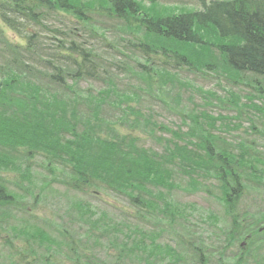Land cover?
<instances>
[{
    "label": "trees",
    "instance_id": "obj_1",
    "mask_svg": "<svg viewBox=\"0 0 264 264\" xmlns=\"http://www.w3.org/2000/svg\"><path fill=\"white\" fill-rule=\"evenodd\" d=\"M101 1L10 0L15 8L24 10L13 12L15 16L20 15L21 22L12 18L8 25L18 31L26 29L25 40L29 43L21 50L5 38L0 42V57L6 59L0 64V234L8 231L14 234V240L24 243V249L19 251L11 248L8 264H264V247L253 244L260 240L258 229L264 226V207L253 203L254 199L248 195L264 191V101L261 99L260 105L255 103L259 97L264 98V0H198L199 10L176 6L183 10L176 9L170 14L148 7L144 10L136 0H107L108 10L112 12L111 17L118 19L117 24L110 19H96L102 9ZM11 9L5 5L0 7L4 13ZM50 9L69 13L82 24L87 23L89 36L86 37V30L78 25L68 26L69 31L52 29V17H48ZM109 29L120 34L119 41L122 34H130L129 30L150 32L153 37L149 42L164 48L158 51H164L166 56L159 55L157 63L168 65L175 59L189 71H194L190 67L192 64L203 60L197 56L196 48L213 46L220 58L217 63L227 69L229 75L233 74L229 77L235 86L244 85L241 86L244 95L239 90L221 98L209 93L223 104L226 119L200 111L195 125L191 126L192 132L177 134L183 137V143L168 144L166 141L162 153L134 145L135 140L128 132H124L122 141L126 144L122 147L110 140H101L98 133L86 131L89 120L77 122L78 107L82 112L85 105L86 117L96 122H112L106 112L109 115L116 111V121L127 126L129 117L138 113L140 117H135V122L147 123L143 116L149 119L148 115L140 111L139 102L145 98L143 103L149 101L151 104L155 100L149 93V89L154 90L151 87L155 86V75L149 73L147 85L137 84L133 89L108 80L109 71L105 74L101 71L98 55L92 48L88 49L91 44L88 41L95 38L100 44L99 30ZM40 32V35L53 33L58 36L59 43L50 41L39 48L36 39H40L37 35ZM138 45L148 52L147 43L139 42ZM186 45L191 50L189 55L181 52ZM37 47L38 60L31 55ZM9 50L17 61L10 62L4 52ZM20 56L38 62V67L31 69L28 61L18 62ZM213 62L202 65L209 66L208 63ZM143 66L147 70V65ZM120 67H123L121 62L116 64V71ZM30 77L38 78V87L21 82ZM91 79L101 81L100 94H88L87 91L95 86ZM246 82L258 90L257 95L246 93L249 86H245ZM107 92L112 95L110 98H106L110 96ZM23 95L24 99L19 97ZM242 101L250 106L249 111L243 112ZM124 103L127 105L123 106ZM23 109L26 110L21 111ZM195 110L190 107L188 112ZM69 111L71 120L75 118L73 125L81 128L79 133L65 123L67 119L56 117ZM242 113L249 115L250 127L245 129L246 134L228 137L224 133L227 128L229 131L233 126H243ZM207 117L211 122L205 123ZM218 120L223 132L220 126L215 128ZM136 125L133 123L127 128ZM62 128L65 133L72 132V140L64 138L63 141L54 136L55 129L58 132ZM175 132H172L174 137L177 136ZM130 139L127 149L126 140ZM26 154L32 158L38 154L42 160L32 168L19 160ZM10 173L19 178L13 180L7 175ZM177 177L186 179L193 191L201 187L216 189V198L223 205L222 212H206L202 207L173 201L165 192L159 193L160 201L143 196L149 183L160 184L170 192L181 185L175 182ZM59 182L77 193L88 194L89 188L98 186L113 196L124 194L136 200L137 195L130 219L139 223L111 220L93 206L95 201L91 196H87L89 200L86 201L81 196L70 197L57 191L55 193L67 199L60 202L59 208L65 211L57 218L69 226L42 231L17 215L22 211L20 202L29 195L30 187L38 188L40 201L49 190L53 192L56 188L52 186ZM13 183L25 190L23 195L14 193L9 186ZM204 191L216 194L214 190ZM180 219L183 226L177 224L184 233L167 234L169 228L163 226L152 229V225L159 223L175 225ZM207 227L212 231L208 235ZM171 235L176 238L160 239ZM249 235H252L251 241ZM10 242L14 246L13 241ZM107 242L109 245L105 246ZM114 249L117 255L110 253ZM101 253L107 255L101 256ZM0 258L7 261L5 256L0 255Z\"/></svg>",
    "mask_w": 264,
    "mask_h": 264
},
{
    "label": "rangeland",
    "instance_id": "obj_2",
    "mask_svg": "<svg viewBox=\"0 0 264 264\" xmlns=\"http://www.w3.org/2000/svg\"><path fill=\"white\" fill-rule=\"evenodd\" d=\"M136 1L137 2L139 1V3L141 4L144 10L148 7V8H153L154 10L157 9L165 14L173 13V11L176 9L183 10V8H177L178 6L190 8L193 11L199 10L201 7L200 2L198 0H136ZM99 4L102 5V9L100 10V12L97 13L99 16L96 19L97 20L110 19L117 24L118 19L111 17L112 12L108 10L107 0H102ZM4 5L10 8L14 6L12 3H10V0H0V6H4ZM48 17H52V19L49 18L51 21L52 29L53 27L56 29L62 28L64 31H67L68 26H72L73 28H75V26L78 25L83 30L84 29L86 30V37H88L90 34L88 24L87 23L82 24L80 21H78V19L74 18L69 13L62 12L61 10H56V9L51 10L50 9L48 12ZM13 18L16 19V16H13ZM77 23H80V24H77ZM20 26H17V28H20ZM0 27L2 28V31L6 35V37H8L9 40L14 41L15 45H18L19 43H23V45L27 47L26 40L21 39L22 34L25 36L26 29L24 30L23 28L20 29L19 31L21 32L23 31V33L21 34L18 30H10L1 25ZM113 30L114 29H109L106 32H104L103 30H99V34L102 36L101 42L103 43L102 45H99L96 49L92 48L93 51L98 55V61L101 64V71L103 72V74H105L107 71H109L110 73L109 76H106V78L115 83L121 82L122 84H127V87H133L134 89L138 87L137 84H146L147 80L150 78L149 73L156 76L155 78L156 82L153 83V85L155 84V86L151 87L154 90L150 91L149 89L150 95L152 96V98L155 99L153 100L154 102L151 104H149V101H147L146 103H143L145 102V98L141 99V101L139 102V104L142 107L140 111L148 115L149 119L143 116V118L147 121V123L141 124V123L135 122L134 118L135 117L139 118L140 113L134 114V116L131 115L127 122V126H130L133 123L137 124L134 127H128V129L132 130L131 135L129 137L135 140L134 145L140 148L141 147L148 148L152 144H154L157 149L161 147L162 152H163L166 141L168 144H172L176 141H178L179 143H183L182 142L183 137L177 134L192 132L191 126L193 127L195 125L196 122L194 120L197 118V116L200 114V111L202 110L207 111V113H209L211 116L213 115L221 116L220 118L226 119V117H224L226 113L224 109H222L221 107L223 106V104H220L221 103L220 100L218 99L215 100L214 98H212L209 95V93H216L217 96H220L219 98H221V97H226V95L231 94L232 91L239 90L240 93L244 95V89L241 87L244 85L235 86V83L229 77V76H232L233 74L231 73L229 75L228 70L225 69L222 65L217 63V61H219L220 58H219V55L215 52L213 46L210 48L198 47L196 48V51H197L196 54L199 58H202L203 60H205L204 63L210 62V61H214V62L211 64L208 63L209 66H204L202 65L204 63H201L203 60L196 61L197 62L196 65L192 64L190 66L191 68L194 69V71H189L185 69L186 66L178 65L179 62L174 63L173 59H171V62H172V66L174 65V67H171L169 65H164V64L161 65V63H157L158 56L164 53V51H158V50L164 49V48L156 47L154 42H149L151 37H153L150 34V32H148L147 34L145 30L133 31V32L129 30L127 32L130 34L125 35L121 33L122 34L121 40L119 41V43H117L116 42L117 40L115 37L116 31H113ZM35 31H38V30L36 29ZM41 33L42 32L37 33V35L39 34L40 39L39 40L36 39V41L39 42V45H38L39 48H41L42 46H46V44H49L50 41H54L53 44H58L60 41L58 39V36L54 35L53 33L47 32L44 38H42V36L40 35ZM2 38H3V35L0 33V39ZM40 40H42L43 42H41ZM93 41H96V39L92 38L91 42L88 41V44L92 43ZM139 42H143L145 44L147 43L148 45L147 53L144 52V49L138 45ZM133 43L137 44V46H135ZM190 51L191 50L189 47H187V45L184 46L183 49H181V52L187 55H189ZM211 52L214 55L211 54ZM164 57L166 56L164 55ZM147 58H149L150 62H147ZM199 58L197 59L199 60ZM118 61H119V64L121 62V65L123 67H120L119 70L116 71V64ZM4 62H6V59H2V57H0V64ZM168 62L170 63V61ZM145 64L148 67L147 70L143 68L144 67L143 65ZM155 65L158 66L159 68L155 67ZM162 74L166 76L164 78L159 77ZM91 82L95 86L92 91L90 90L87 91L88 94H92V95L100 94L99 91L102 85L101 81L100 80L97 81L96 79H91ZM121 83L119 85L120 87H121ZM245 86H247V89H248V90H245L246 93L252 92L256 95L258 94V90L255 87L251 86L249 83L246 82ZM86 87L89 88V86H86ZM121 89L123 90L122 87ZM110 90L112 91L116 89H110ZM160 92L164 96H166L170 101L167 100L162 94H160ZM138 93L141 95V92H138ZM106 94L110 95L108 97L106 96V98H110L112 96L110 92H107ZM19 97L24 99V97L22 96H19ZM259 98L260 99L255 100V103H257L258 105L263 103L261 99L264 101V98H261V97ZM214 101L216 102L213 103ZM132 103L134 104L135 102H131L130 104ZM210 103L212 104L210 105ZM242 104H243V112H247L250 110V106H246L244 101H242ZM126 105H127L126 103L123 104V106H126ZM14 107H17V106H14ZM190 107H192L193 109L195 108L196 110L193 112H188L190 111ZM100 108L103 111L104 108L103 107H100ZM85 109H86V106L84 105L82 106V112H80V107H78L76 111L79 114L76 117H77V122L80 121L81 123H84V120L86 121L89 120L88 121L89 124H87L85 127L86 131L98 133L97 137L100 138L101 140L102 138L105 141L110 140L113 143L118 144L120 147L126 144V142H124L125 140L122 141V138L124 137V132H125L124 128L125 127L127 128V126L116 121L115 115L118 112L116 113V111H114L113 114H109V115L106 112V115L112 119V122H96V121H90V119L86 117L87 113H85ZM150 109L155 110V112L151 111ZM230 109L233 111L236 110L235 108H230ZM30 110H32V108ZM181 111H183L184 114H181ZM70 112L71 111L66 112L62 116L57 115L56 117L58 118L61 117L64 120L67 119L68 122H65V123H67L71 127L78 129L79 130L78 133H79L81 131V128L78 124L73 125L75 118L71 120V115L69 114ZM231 115H235V112H232ZM242 115L244 117L243 126H233L232 128H229V131H227L228 130L227 128L224 133H226L228 137H231V135L239 136L240 134L241 135L246 134L245 129L250 127V121L248 122V119H247L249 115H245L243 113ZM103 119L108 120L107 117H104ZM206 122H211V120L207 117L205 119V123ZM168 126L173 129L171 132L169 131V129H167L169 128ZM217 126H220L219 129L221 132H223L221 129V126H222L221 121L218 120L215 128H217ZM223 128L225 130V127ZM173 131H177V133L175 132L177 136L175 137L172 136ZM70 133L72 132L71 131L67 132V134L69 135ZM54 136L57 139L59 138L60 140H63V141L65 137L68 138V136L57 133L56 129H55ZM126 141H127V149H128L129 147L128 143L131 141V139L126 140ZM30 156L32 155L26 154L24 157H22L19 160H21V162L24 161L25 164L30 165L31 167L36 166L38 164V160H42L41 157H38V154L34 158ZM7 175L10 176L13 180L19 178L14 173H10ZM175 182L180 183L181 185L175 186L173 190H171L170 192H168L166 188L160 187V184H150V183L146 184V190H144L143 196H145V198H147L148 200L154 199L155 201L156 200L160 201L161 197L159 193L165 192L167 193V195H169L168 198H171L173 201H178L180 203L182 202L190 206L196 205L197 207H200V208L202 207L201 209H204L206 212H208L209 210L215 211L217 213L222 212L223 205L219 202V200H217L216 198L217 190L213 189V187H208V188L201 187L197 191H193L191 190L189 186H187L185 179L181 180V178L177 177L175 178ZM9 186L14 191V193H17L19 195H21L23 191H25L22 189L20 185L9 184ZM53 187H55V184L52 186V188ZM149 189L151 190V192H149ZM206 189H210L211 192L214 190V193L216 194L209 195L208 193H205L204 190ZM29 190H30V193L28 197L24 199L27 202L33 199V196L31 193L35 194L36 192H39L36 186L30 187ZM249 190L251 191L252 189L249 188ZM68 193L71 197L78 198L79 196H81L82 199L88 201V197H87V194H85V192L79 191V193H81L79 194L75 191H68ZM248 195L251 199H254L253 203H257V205L260 208L264 207V191L250 192ZM43 201L44 202H57L55 205L53 204L52 205L55 208H59L61 206L60 202L67 201V199L55 192L48 191V195L45 196ZM123 205L129 206L131 208L123 210L121 214L119 212L111 210L103 202L101 204L100 203L93 204V206L99 207L101 211H104V210L107 211V213L109 214V217L112 215H118V216L123 217L124 211L125 212L131 211V209L133 208V205L128 203L126 200L123 201ZM40 207L47 208L46 204H44L43 202H41ZM47 210L49 212V215L38 212V217L50 218L51 217L50 211L48 208ZM19 216L21 217V215ZM125 218H128V216L126 215ZM131 221L132 223H135L134 219H132ZM177 223H180L181 226H183L184 224L183 220L180 219L179 221L176 222L175 225L159 223L158 226L156 225H152V226H153V229L156 228L157 230H158V227H162V226L169 228L170 232L168 231L165 232L167 234H172V233L177 234L179 232L184 233V231L182 230V227L178 225ZM209 232L211 233L212 231H210L209 227H207L206 235H208L207 233ZM203 235L206 237L204 233ZM175 238L176 237L171 235V236L163 237L161 238V240L175 239ZM2 251H3V245L1 246L0 255L5 256V259L7 261L4 262L0 258V264H8L9 263L8 258L10 256L9 255L10 251L8 254H3ZM101 256H104V253H101ZM191 256H194V254ZM198 257L199 256L193 258V261L196 260Z\"/></svg>",
    "mask_w": 264,
    "mask_h": 264
},
{
    "label": "bare ground",
    "instance_id": "obj_3",
    "mask_svg": "<svg viewBox=\"0 0 264 264\" xmlns=\"http://www.w3.org/2000/svg\"><path fill=\"white\" fill-rule=\"evenodd\" d=\"M11 8H13V9H11V10H7L8 13H4V10H1V11H0V15H1V17H2V15H3L1 21H2V23L5 24V25H8V24L12 21L13 16H15L13 12H16V11H18V10L21 9V8H15V6H13V7H11ZM34 8L37 9L38 7H37V6H34ZM21 10H24V9H21ZM5 16H7L8 18H5ZM16 16H18V17H16L15 21H20V20H21V18H19L20 15H16ZM1 21H0V22H1ZM150 110L153 111V112H155V110H153V109H150Z\"/></svg>",
    "mask_w": 264,
    "mask_h": 264
},
{
    "label": "flooded vegetation",
    "instance_id": "obj_4",
    "mask_svg": "<svg viewBox=\"0 0 264 264\" xmlns=\"http://www.w3.org/2000/svg\"><path fill=\"white\" fill-rule=\"evenodd\" d=\"M7 237V236H6ZM1 246L2 245H0V250H1ZM9 251H11V247H9V245H3V251H2V253L3 254H8L9 253Z\"/></svg>",
    "mask_w": 264,
    "mask_h": 264
}]
</instances>
